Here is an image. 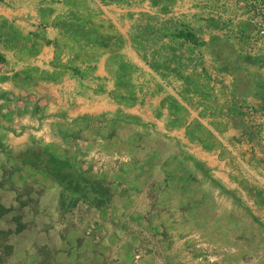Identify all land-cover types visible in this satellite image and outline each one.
Instances as JSON below:
<instances>
[{
    "label": "rangeland",
    "instance_id": "374dc122",
    "mask_svg": "<svg viewBox=\"0 0 264 264\" xmlns=\"http://www.w3.org/2000/svg\"><path fill=\"white\" fill-rule=\"evenodd\" d=\"M0 8V72L13 85L0 87V142L14 154L47 147L108 196L61 207L58 185L0 154V199L13 207L0 230L14 215L23 225L0 236L11 245L0 264H264V0ZM33 17L51 29H30ZM42 43L54 52L47 68L26 62ZM103 57L109 79L96 87L70 73L85 100L108 93L113 112L72 117L67 93L36 91L64 65L89 72Z\"/></svg>",
    "mask_w": 264,
    "mask_h": 264
},
{
    "label": "trees",
    "instance_id": "16d2710c",
    "mask_svg": "<svg viewBox=\"0 0 264 264\" xmlns=\"http://www.w3.org/2000/svg\"><path fill=\"white\" fill-rule=\"evenodd\" d=\"M173 35L194 44L199 43L195 35L188 30H179L174 32ZM64 66L75 75L83 76V72L87 73V68L82 69L78 66ZM260 98L262 99L263 97ZM0 154L4 155L5 159L14 163H20L23 166L34 168L43 177L58 185L60 187L61 207H73L79 201H86L87 203H94L96 206H100L108 200L107 188H103L102 182L86 176L83 171L72 167L68 161L59 158L47 147L27 148L24 152L14 154L0 142ZM10 172L11 170L4 168L3 179H5L6 175H11ZM12 209V206L4 205L0 199V217L12 211ZM12 220L15 223V228L13 230L9 228L6 231L0 230V236L10 232H18L23 228L19 215H14ZM2 245L6 249L11 247L10 244H5L0 241V246Z\"/></svg>",
    "mask_w": 264,
    "mask_h": 264
},
{
    "label": "crops",
    "instance_id": "0c3cea01",
    "mask_svg": "<svg viewBox=\"0 0 264 264\" xmlns=\"http://www.w3.org/2000/svg\"><path fill=\"white\" fill-rule=\"evenodd\" d=\"M44 3V2H43ZM41 6V4L39 5ZM220 11H225L224 8ZM8 12V11H7ZM0 13H3L2 8H0ZM18 13V11L12 12V15ZM33 14V11L29 12ZM14 18V17H13ZM33 23H35V28H30L38 31H48L51 28H44L42 29V26H38V17H33ZM15 23L19 22V19L16 18L14 21ZM38 28V29H37ZM1 52H4L3 50H0ZM53 48L51 46H47L45 43L40 44L39 50L32 54L30 58L26 61L29 62L30 65L37 66L39 68H47L49 67V63L52 59L53 54ZM108 59L105 57L103 58H94V61L92 62V66L90 67L91 70L86 74L85 76H81L82 79H79L82 81L90 82L91 86L96 87L99 84V78L100 79H109V75L105 69V62ZM16 61V60H15ZM65 61V60H64ZM17 63H22L17 61ZM88 65V64H86ZM81 67L85 68L84 64H81ZM8 72H0V87L1 88H7V89H13L12 82L10 79H7L5 75H8ZM78 79V78H77ZM74 78V76L68 71L64 77L59 82L53 83V82H40L36 86V91L40 90L44 93H49L55 97L59 96H66L65 93H67V104L65 105V111L72 117H75L80 114L89 113V114H99V113H110L116 110V106L112 103H110V98L108 93H105L103 91H96V94H94V98L92 100H85L80 92L76 89V84L78 83V80ZM109 82V80H107ZM106 81V82H107ZM78 92V93H77ZM61 99V98H60ZM59 99V100H60ZM73 99V103L68 104V101ZM54 98H50L48 103V109L49 111H55L58 105L53 104ZM58 100V101H59ZM50 105V106H49ZM54 107V108H51Z\"/></svg>",
    "mask_w": 264,
    "mask_h": 264
}]
</instances>
